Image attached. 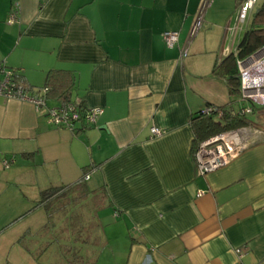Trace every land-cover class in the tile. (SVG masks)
<instances>
[{
	"label": "crops",
	"instance_id": "0c3cea01",
	"mask_svg": "<svg viewBox=\"0 0 264 264\" xmlns=\"http://www.w3.org/2000/svg\"><path fill=\"white\" fill-rule=\"evenodd\" d=\"M13 1L20 13L9 24ZM201 3L0 0V61L29 88L49 69H68L72 98L103 110L73 133L31 103L0 96V180L19 193L0 190V264H65L59 243L36 257L18 238L46 240L40 191L87 170V188L107 194L95 214L100 244L77 246L100 252L93 264H264V107L240 115L243 149L214 171L197 170L192 114L246 105L213 68L248 24L235 29L236 0H213L190 36ZM165 31L178 32L176 46H166ZM153 126L162 133L152 135Z\"/></svg>",
	"mask_w": 264,
	"mask_h": 264
},
{
	"label": "trees",
	"instance_id": "16d2710c",
	"mask_svg": "<svg viewBox=\"0 0 264 264\" xmlns=\"http://www.w3.org/2000/svg\"><path fill=\"white\" fill-rule=\"evenodd\" d=\"M238 4L239 0H236V6ZM247 23L235 50L213 68V73L224 80L230 96L238 97L240 93L236 60L245 58L264 46V0H257ZM16 78L19 77L16 75ZM75 81L72 71L52 68L45 73L43 85L37 88H45L46 97L57 100L59 105L75 102L80 111L86 110L87 107L82 104L81 99L72 98ZM216 107L222 112L220 116H217V113L203 114L201 109L190 117L195 150L198 143L209 136L247 125V122L240 118L238 110ZM79 130L80 128H75L73 133ZM87 171L82 179L62 186L47 187L40 191L39 202L46 214V222L41 228V233L47 236L46 240L36 243L26 233L18 238V243L36 257L56 242L61 246L65 264H93L96 260L95 256H85L77 248L80 245L98 246L100 244L95 214L107 203L105 188L101 187L97 190L87 188L84 181ZM32 246L38 247L33 249Z\"/></svg>",
	"mask_w": 264,
	"mask_h": 264
},
{
	"label": "built area",
	"instance_id": "2783aa9c",
	"mask_svg": "<svg viewBox=\"0 0 264 264\" xmlns=\"http://www.w3.org/2000/svg\"><path fill=\"white\" fill-rule=\"evenodd\" d=\"M257 0H239L237 6L236 27L246 26L251 12ZM212 0H202L200 10L195 16L193 29L190 36H193L201 27L206 8ZM20 4L18 1L11 3L7 23L18 21ZM163 39L168 48L178 44L179 36L177 31L163 32ZM187 54L185 46L181 48V56ZM239 78V100L246 105L238 110L239 115L251 113L254 105L264 107V46H261L245 58L236 60ZM0 96L6 99H13L31 103L36 110H44L48 123L57 128L67 129L71 132L75 128L83 129L85 125L95 124L98 116L103 112L102 108H87L79 110L75 102H67L63 105L48 107L46 104V89L29 88L16 78L13 69L0 62ZM203 114H215L220 116L221 110L215 105H206L202 108ZM80 123V124H78ZM82 123V124H81ZM152 135H160L162 130L158 127L150 128ZM241 130H229L214 134L198 143L195 151L197 170L199 174H205L216 170L226 164L237 152L246 146L241 138ZM9 160L4 159V167L9 165ZM87 175L85 179H87ZM244 249L236 248L238 258L243 255Z\"/></svg>",
	"mask_w": 264,
	"mask_h": 264
},
{
	"label": "rangeland",
	"instance_id": "374dc122",
	"mask_svg": "<svg viewBox=\"0 0 264 264\" xmlns=\"http://www.w3.org/2000/svg\"><path fill=\"white\" fill-rule=\"evenodd\" d=\"M258 1H260V0H258ZM12 69V68H11ZM14 70V69H13ZM234 98L237 100V99H239V96L237 97V96H234ZM236 103H235V106L234 107H236ZM13 157V156H12ZM3 159H5V158H3ZM2 159V160H3ZM8 160V159H7ZM10 167V162H9V165L7 166V167H4V169H8ZM7 188V190H4V189H6ZM0 190L1 191H6V192H3V194H4V196H6L5 194H7L8 195V192H10V194H19V193H17L16 192V190L13 188V187H8L7 186V184L4 182V181H2V180H0ZM15 195H13V198L15 197ZM20 198V197H19ZM8 200V199H7ZM15 200L13 199V202H14ZM9 204V202H7L5 205H8ZM81 252V251H80ZM100 252H97V251H95L94 250V252H90V254H92L93 256H95L96 258L98 257L97 256V254H99ZM85 264V263H84Z\"/></svg>",
	"mask_w": 264,
	"mask_h": 264
}]
</instances>
